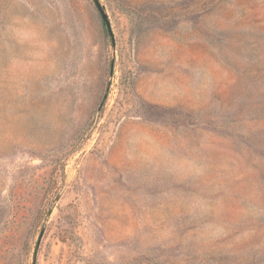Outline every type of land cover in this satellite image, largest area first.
Masks as SVG:
<instances>
[{
  "label": "rangeland",
  "instance_id": "obj_1",
  "mask_svg": "<svg viewBox=\"0 0 264 264\" xmlns=\"http://www.w3.org/2000/svg\"><path fill=\"white\" fill-rule=\"evenodd\" d=\"M0 0V264H264V0Z\"/></svg>",
  "mask_w": 264,
  "mask_h": 264
},
{
  "label": "water",
  "instance_id": "obj_2",
  "mask_svg": "<svg viewBox=\"0 0 264 264\" xmlns=\"http://www.w3.org/2000/svg\"><path fill=\"white\" fill-rule=\"evenodd\" d=\"M95 2H96L97 6L99 8V11L101 13L103 22L105 23V25H106L107 29L109 30V32H111V25H110V22H109L107 14L104 12V10L102 9V7L99 4V2L97 0H95Z\"/></svg>",
  "mask_w": 264,
  "mask_h": 264
}]
</instances>
